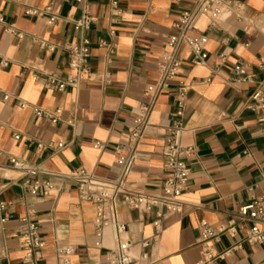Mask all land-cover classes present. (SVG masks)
<instances>
[{
  "label": "crops",
  "instance_id": "crops-1",
  "mask_svg": "<svg viewBox=\"0 0 264 264\" xmlns=\"http://www.w3.org/2000/svg\"><path fill=\"white\" fill-rule=\"evenodd\" d=\"M195 1L88 0L95 19L83 34L90 43L88 73L77 88L58 92L47 87V79L64 81L70 74L65 47L80 37L73 28L79 6L74 0H0V201L10 217L0 229V264H21L22 217L39 226L45 241L40 264H57L56 245L73 248L72 264H108L106 252L117 246L112 231L105 229L98 239L94 206L78 198L74 183L54 176L83 168L103 179L115 177L114 149L126 142L143 90L156 81L173 25ZM224 1L217 20L201 16L196 22V33L207 38L206 63L193 65L187 48L180 49L178 75L158 98L126 185L131 192L162 194L167 175L162 150L175 111L176 85L182 82L190 89L181 142L192 146L194 154L187 159L190 176L181 211L152 208L144 213L118 206V218L127 226L124 238L132 243L130 255L136 260L146 255L140 264H195L201 220L226 225L252 197L264 198V131L258 113L247 109L255 83H237L231 75L241 62L254 82L264 78L259 69L264 62V0ZM30 10L39 14H28ZM34 108L60 110V118L52 123L36 117ZM10 157L34 166L42 178L53 176L55 190L46 198L30 196L21 187V174L9 166ZM249 227L244 222L234 236H221L216 249L230 252L209 264H264V244L245 241ZM144 241L149 244L143 246Z\"/></svg>",
  "mask_w": 264,
  "mask_h": 264
},
{
  "label": "built area",
  "instance_id": "built-area-1",
  "mask_svg": "<svg viewBox=\"0 0 264 264\" xmlns=\"http://www.w3.org/2000/svg\"><path fill=\"white\" fill-rule=\"evenodd\" d=\"M67 1V0H63ZM80 8V17L73 23V28L80 34L77 42L65 47L68 55V68L70 74L64 81H57L55 78L47 79V87L62 92L66 87L77 88L85 75L88 73V62L90 58V43L84 37L95 19L90 13L88 0H74ZM177 2L178 0H172ZM225 7L224 0H196L190 10L181 13L177 22L173 25L175 33L168 36L166 40V51L161 56V61L157 66V78L153 84L145 87L142 93V103L138 108V113L134 119L133 126L127 132V139L123 145L114 149L116 154V172L111 180L100 178L83 168H76L67 174L54 176L65 182L74 183L78 198L90 203L95 208V215L92 221L95 236L100 239L105 229H110L114 238L117 240L116 248L107 250L106 262L108 264H140V261L146 259L143 254L136 260L132 258L129 249L132 243L125 239L127 226L118 218V206L120 204L131 210L140 212H149L152 208H159L165 213H179L182 208L181 197L188 187L190 168L187 159L194 154V148L190 145H184L181 137L185 131L184 113L187 93L190 86L178 82L174 92L175 111L172 114L171 123L167 128L166 142L162 150L164 159V168L167 172L163 181L162 194L158 196L139 194L127 189L129 175L136 159L137 148L144 138L147 129L150 126V117L162 92L167 90L175 81L182 59L179 55L180 49L185 46L191 56L193 65H204L207 60V51L205 49L207 38L196 33V22L199 17L205 16L212 21L217 20ZM48 5L45 11H50ZM28 14L37 15L38 10H30ZM54 18L49 19L52 23ZM3 22L0 14V23ZM12 32V31H11ZM13 33V32H12ZM221 61L223 56H219ZM6 66V64H3ZM259 69L264 70V62H261ZM232 79L241 84L255 83V88L247 98V109L257 112L259 122L264 131V78L254 82V76L247 73V68L241 62L235 64L231 70ZM210 80H206V83ZM7 94L3 95V100H7ZM21 108L26 106L21 102ZM36 117H42L52 123H56L61 111L55 110L52 113L44 112L39 108L33 109ZM15 140L19 136L14 137ZM39 149L44 146L38 144ZM63 144H57L61 149ZM95 147L101 149L98 143ZM1 155V152H0ZM9 166L21 174V187L30 196L48 197L56 188L52 180L53 176L48 175L42 178V173L18 158L10 157ZM0 229L10 218L6 213V204L0 201ZM161 214L153 222L156 230L155 236L160 231ZM21 226V239L23 256L21 264H40L43 260V253L46 247L45 241L41 237L39 226L29 220L27 217L19 219ZM247 222L250 224L245 235V241L248 244H264V198L252 197L249 202L241 206L234 212L232 218L226 225L211 226L204 220L200 222V238L198 240L199 260L195 264H209L212 261L225 257L230 251H218L216 244L220 243L221 236H234L241 228V224ZM148 241L143 242L147 246ZM99 246V243H96ZM73 248L70 246L56 245L54 247V256L57 264H72L71 256Z\"/></svg>",
  "mask_w": 264,
  "mask_h": 264
}]
</instances>
